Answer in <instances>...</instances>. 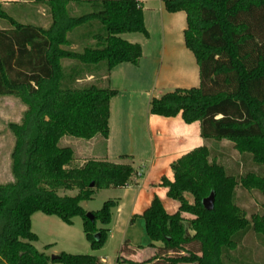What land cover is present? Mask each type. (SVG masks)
<instances>
[{
  "label": "trees",
  "instance_id": "1",
  "mask_svg": "<svg viewBox=\"0 0 264 264\" xmlns=\"http://www.w3.org/2000/svg\"><path fill=\"white\" fill-rule=\"evenodd\" d=\"M33 2L48 8L47 28L17 22L0 3V20L9 25L0 30V96H17L26 106L20 122L7 124L14 137L13 179L0 184V264H102L94 255L62 252L51 259L38 251L30 217L41 212L71 224L79 216L91 248L99 249L108 230L96 224L110 222L117 201L106 200L99 211L91 212L93 220L81 203L98 189L137 186L140 176L130 156L121 155L120 163L87 160L73 166V149L59 141L65 136L107 137L109 102L117 91L93 83L68 84L81 73L92 75L103 68L106 75L120 63L138 64L140 45L119 35L148 36L142 6L137 0ZM163 2L167 12L186 14L183 40L198 66L199 85L152 98L149 112L165 118L180 115L185 123L198 121L202 138L233 142L240 154H249L264 168V0ZM71 4L83 9L73 14ZM92 21L100 27L85 36L94 43L81 51L70 49L69 35ZM63 60L77 64L66 73ZM209 155L204 145L194 148L171 163L173 181L162 177L167 197L179 203L176 212L168 213L156 196L142 212L146 235L163 244L150 245L156 250L153 259L130 260L125 241L116 264H229L230 252L250 230L264 245V213L248 221L234 203L238 183L264 196V173L249 171L237 179ZM59 190L77 192L61 195ZM211 193L213 207L205 209L202 201Z\"/></svg>",
  "mask_w": 264,
  "mask_h": 264
},
{
  "label": "rangeland",
  "instance_id": "2",
  "mask_svg": "<svg viewBox=\"0 0 264 264\" xmlns=\"http://www.w3.org/2000/svg\"><path fill=\"white\" fill-rule=\"evenodd\" d=\"M147 6L152 8L151 11H146L147 29L150 32V37L147 39L143 34L137 33L138 40H140L138 44L143 46L145 50L144 57L139 61L140 64L137 67L132 66V68L125 72V75L114 76L112 79V86L110 87V89L116 88L119 90L118 95L111 101L113 120L125 123L126 120L128 121V119H130L126 115L127 112L133 111L135 112V118L132 121L135 124L139 123V126L141 121H143V116L147 112V97L144 93L140 94L137 92L149 91L151 89L157 92L161 83V86L164 88L163 91H161L163 94L173 91L172 87H167L166 84L171 82L172 84H180V86H182V81L183 85L186 84L181 78L184 77V75H182L184 70L185 72L187 71V68L185 69L184 53L181 51L183 50L182 45L178 42L177 38L178 33L163 35L160 26L156 24L157 21L151 22L149 18V14L153 11L156 12V15L158 14V0H149ZM71 12L73 13L72 9ZM76 12L73 14H78L80 11ZM99 27L97 21H92L74 30L75 32L69 35L71 41L69 48L75 51H81L86 45L93 44L94 42L91 37L85 36V34L91 32L92 28L96 31ZM62 63L66 73H68L75 66L76 62L63 60ZM100 65L104 66V63H100ZM153 70L157 73L155 76L153 75L154 77L151 74ZM91 72L92 75L81 73L76 82L69 83L68 85L82 87L93 83L102 88L108 87L106 80L101 79V76L105 74V69H95ZM164 81L167 83H164ZM186 86L197 87L198 84L185 85V87ZM132 90L136 93L132 92ZM25 108L26 106L17 96H0V184H5L13 179L11 174L10 153L14 144V137L8 129L7 124L9 122H20ZM125 130L126 128L120 133V139H122L119 142L121 150L123 152L136 150L133 144H131V147L128 145L127 137L129 131L127 132ZM140 133L141 131L138 132L136 140L134 139L135 144L141 143V141L145 143L146 141L144 135L141 138ZM102 138L101 136L98 137L97 145L94 147L92 154L91 150H89L90 148L85 151V148L89 146L85 145L82 140L86 139L65 136L60 139L59 145L70 146L73 151L75 149L76 156L72 165L80 166L87 160H93L91 158L93 156L90 155L101 154L104 146ZM77 141L81 142L77 143ZM202 145L206 146L210 151L209 160L221 164L228 175L238 179L249 171L264 173V168L257 166L251 160L249 154H240L233 142L225 139L205 140ZM119 161L123 162L121 159ZM58 192L61 195H74L77 191L59 190ZM234 192V203L242 210L248 221H251L255 217L262 216L264 213V196L260 192L257 190L244 189L239 183L236 185ZM119 197L120 199L122 198L121 191L117 188L110 187L98 189L92 198L82 202L81 206L87 212H97L101 209L102 204L106 200L112 199L117 201ZM185 198L189 203L193 202L189 194H186ZM175 202L177 204L178 201L175 200ZM166 208L170 210L168 207ZM128 212L129 208H124L119 217L114 213L113 217L111 216L112 219L106 225H101L97 222L96 225L98 227H102L106 231L108 229L111 230V233L107 232L106 239L99 249L91 248L83 232L82 220L79 216L74 217L71 224H66L54 215H45L41 212H36L30 217L31 231L37 236V241L33 242V244L38 251L45 253L49 257L58 255L62 252L77 255L88 254L100 257L104 256L108 259L107 264H110V262L114 264L122 233L127 226L126 215ZM182 216L186 218L192 217L187 213H182ZM114 221H116L117 224H115ZM46 246L48 247L46 248ZM230 255L232 260L228 262L229 264H264V245L260 242L256 234L250 230L242 238L237 249L230 252ZM48 264L62 263L58 261H49Z\"/></svg>",
  "mask_w": 264,
  "mask_h": 264
},
{
  "label": "crops",
  "instance_id": "3",
  "mask_svg": "<svg viewBox=\"0 0 264 264\" xmlns=\"http://www.w3.org/2000/svg\"><path fill=\"white\" fill-rule=\"evenodd\" d=\"M137 1H139L142 6L144 24L148 32V36H144L145 38L149 39L150 32L147 29L146 11H151L152 8L147 6L149 0ZM0 3L2 4L4 11L11 18L21 24L40 26L42 28H47L49 26L50 17L49 13L47 12V7L44 4H35L33 0H0ZM70 8L72 9L73 13L83 9L82 7L75 4H71ZM164 10L165 7L163 0H158V14L156 15V12L153 11L151 12L152 14H149V18L151 22L157 21L156 24L160 26L163 35L178 33V42H180L182 45L183 50L181 51L184 53L183 55L185 57V69L187 68V71L185 72L184 70L182 73L184 77L181 78L186 84L183 85L182 81V86H180V84L175 85L170 82L166 84V86L172 87V89L175 90L191 88L188 86L185 87V85H199V73L197 71L198 66L196 67L197 64L195 58L191 51L185 47L183 40V31L186 28V14L184 11L171 13ZM6 28H9V25L5 21L0 20V30H5ZM137 33L138 32L123 33L120 34L119 37L129 43L138 44V41L140 40H138ZM140 47L141 56L139 61L144 57L145 54L143 46L140 45ZM139 61L137 65H132L125 62L120 63L113 67L106 75L101 76V79L106 80V83H108V87L110 88L112 86V79L114 76L125 75V72L132 68V66L137 67L140 64ZM151 74L152 76H155L157 73L155 70H153ZM164 83L167 82L164 81ZM161 84L159 85V90H157V92L156 90L152 89L149 91L145 90L137 92L140 94L144 93L147 97V112L143 116V121H141L140 126L139 123L135 124L132 121L135 118V112L133 111L127 112L126 115L130 119H128V121L126 120L125 123L122 122L124 124L113 120V115L111 113V101L119 93V90L114 88V90L117 91V94L113 96L109 102L108 135L106 138H102V142H104L103 149L99 155H90L93 156L91 157L93 160L102 159L115 163H120L119 157L121 155L130 156L132 159V167L134 168L135 172L140 175L139 179L137 180L136 187L126 186L117 188L121 191L122 198L120 199L119 197V200H117V205L112 210V217L114 213L117 217H119V215L122 214L124 208H129V212L126 215L127 226L122 233L119 248L115 255L114 264H116V258L120 254L125 241H127V257L134 262H144L148 259H153V255L156 252L154 247L160 248L163 246L161 242L151 241L146 235L144 220L141 218V214L150 205L152 199L155 196L160 199L163 207L168 213L171 214L178 210L179 203L177 202L176 204L175 200L167 197V188L160 185L161 179L162 177H165L168 181H172L173 171L171 169V163L187 152H190L194 148L201 146L205 141V139L200 135V123L198 121L185 123L181 119L180 115H177L173 118H165L151 114L149 112L150 100L154 97L158 98L163 95V92L161 91H163L164 88L161 86ZM132 92L134 91L132 90ZM124 128H126L125 131H129L127 137L128 145L131 147V144H133L136 150L128 152H123L121 150L119 142L122 139H120V133L123 132ZM139 131H141V138L144 135L146 141L145 143L141 141V143L135 144L134 139L136 140ZM98 137L100 136L96 135L90 140H82L85 145L89 146L88 148H85V151L90 148L89 150H91L92 154L94 147L97 145ZM80 142L81 141H77V143ZM74 153L75 157V149ZM166 207H168L170 210H167ZM114 223L117 224L116 221H114ZM108 232L111 233V230L108 229ZM150 245H154V247H151ZM96 257L102 264L108 263V259L106 257ZM154 262L155 260H152L150 264H153ZM110 264H112V262H110Z\"/></svg>",
  "mask_w": 264,
  "mask_h": 264
},
{
  "label": "water",
  "instance_id": "4",
  "mask_svg": "<svg viewBox=\"0 0 264 264\" xmlns=\"http://www.w3.org/2000/svg\"><path fill=\"white\" fill-rule=\"evenodd\" d=\"M203 207L205 209H212L213 207V193H211L208 197L204 198L202 201ZM86 217L89 218L90 220H93V215L91 212L86 213ZM98 234H96V237ZM58 256L57 255H52L50 258L51 259H56Z\"/></svg>",
  "mask_w": 264,
  "mask_h": 264
}]
</instances>
